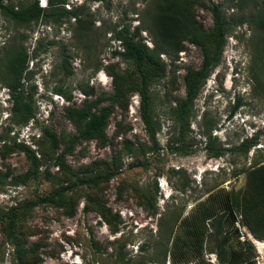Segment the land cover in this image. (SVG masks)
Returning a JSON list of instances; mask_svg holds the SVG:
<instances>
[{"label": "rangeland", "instance_id": "obj_1", "mask_svg": "<svg viewBox=\"0 0 264 264\" xmlns=\"http://www.w3.org/2000/svg\"><path fill=\"white\" fill-rule=\"evenodd\" d=\"M19 1L4 0L14 6ZM182 1L204 32L214 11L226 18L229 29L187 125L174 123L168 111L184 95L185 71L204 57L201 42L209 43L183 40L177 53L159 54L164 76L149 86L156 150L144 155H136L140 145L147 151L152 142L138 115V95L126 85H120L113 104L108 95L113 76L126 80L125 71L131 69L115 33L154 47L145 15L153 0H66L64 8L77 9L81 26L67 14L21 24L0 11V212L38 202L60 187L74 200L71 210L39 202L23 213L16 229L25 245H35L38 264H229L228 249L224 259L215 251L221 233L210 222L200 248L190 242L186 228L211 195L214 201L223 192L237 194L246 186L247 171L264 163V0ZM38 4L46 7L47 2ZM20 49L25 61L8 67L7 59ZM13 85L30 104L33 117L27 121L12 111ZM107 106L103 140L80 137L79 111ZM204 114L210 138L203 134ZM45 128L57 133L55 154L43 136ZM254 136L258 142L246 153L238 148ZM31 151L37 176L14 184L13 177L33 166ZM60 153L63 167L55 159ZM98 171L114 173L91 187L96 201L86 205L85 187L73 189L71 181ZM142 193L153 195L152 205ZM235 214L239 240L253 247L250 261L264 264V239L255 238L261 244H253L240 212ZM224 230L236 249L233 230ZM13 252L0 223V264H17Z\"/></svg>", "mask_w": 264, "mask_h": 264}, {"label": "trees", "instance_id": "obj_2", "mask_svg": "<svg viewBox=\"0 0 264 264\" xmlns=\"http://www.w3.org/2000/svg\"><path fill=\"white\" fill-rule=\"evenodd\" d=\"M46 2V7H41L38 6V0H21L17 6H14L4 2V0H0V11L10 19L21 24L37 21L41 16H48L52 13L74 16L77 24L80 26L84 24L83 19L79 17L77 9L66 10L64 8L63 5L66 0H46ZM189 7L182 0H153V5L145 10L148 27L154 33L153 48H149L143 42L124 38L120 32L115 33V37L121 41L123 46V51L120 54L128 62L131 69L125 71L126 80L123 79L124 75L115 74L113 76V91L108 95L109 100H111V104L116 101L120 85H126V87L130 88V91L136 93L139 99L138 115L152 142L151 148L147 151L143 145H140V151L136 155H144L146 152H154L156 150V121L153 115L154 102L149 92V86L152 82L164 76V63L160 60L159 54L167 53L169 55L170 53H177L183 47V40L195 43L204 40L209 43V45H206L201 42L202 44L200 45L203 48L204 57L198 67L188 68L185 71L184 76H182L184 95L177 99L168 111L172 114L173 122L182 126L187 125V117L191 111L193 100L209 71L217 65L222 53L226 33L229 29L226 18L214 11L212 25L208 31L204 32L202 26L195 20L193 11ZM25 58L26 56H24L22 49L17 50V52L7 59V62H9L8 67L11 68L14 64L18 67L21 62L25 61ZM17 87L18 85H13L11 89L12 111L14 113L20 112L27 121L33 117V114L30 110L29 102L24 101L23 96L16 90ZM109 110L110 107L108 106L90 113L80 110V121H83L80 137L103 140L105 136L104 129L110 115ZM204 116L205 114L203 115L202 123L206 129L203 134L207 138H210L209 128L207 127L209 123ZM181 133L179 137L182 136ZM43 136L47 138L52 154H55L59 147L57 133L45 128ZM257 142L258 137L254 136L242 140L238 148L246 153ZM215 154L217 155L218 153ZM31 156L34 161L33 166L21 174L20 177H13L12 181L14 184L24 183L29 178L37 176L38 162L33 151H31ZM55 159L59 166L63 167V154H57ZM113 171L107 174L98 171L95 175L89 174L86 177H76V179L71 181L72 188L76 189L77 185L84 186L86 190V205L92 204V201H96L93 199L92 188H96L98 182L108 178L109 175L114 173ZM246 180L245 188L237 194L232 191L223 192L217 195L214 201L210 200V198L214 197V195H211L207 202L208 204H201L196 209V212L191 215L188 227L186 228V235L189 236L190 242H193L194 246L200 248L204 232L207 230L205 225L208 224L207 222H210V227L215 232L221 233V240L215 251L220 259H224L225 250L228 249L229 264H253L250 261L253 247L248 240H239L238 230L234 226L236 211L240 212L243 225L246 226L254 238L259 240L264 239V163L251 167L246 173ZM64 190V187L55 188L47 197L40 199L38 202L24 201L7 211L0 212V223L5 229L6 238L14 247L13 254L17 264H38L40 261L35 245H25L16 229L21 217L24 215L23 213L34 204H39V202H48L57 207L71 210L74 200L71 199L70 195L67 196ZM156 191L157 187L155 186L154 193ZM141 197L147 204H151V197L153 195L149 196L142 193ZM71 213L72 211H68L67 214L70 215ZM101 215L105 218L104 214ZM229 226L237 239L236 249L231 248V238L229 237L228 230H224L225 227ZM174 254L175 251L172 253L173 258L175 257Z\"/></svg>", "mask_w": 264, "mask_h": 264}, {"label": "bare ground", "instance_id": "obj_3", "mask_svg": "<svg viewBox=\"0 0 264 264\" xmlns=\"http://www.w3.org/2000/svg\"><path fill=\"white\" fill-rule=\"evenodd\" d=\"M252 241H253V244H255V245H259V243H260V241L255 240V238H254V240L252 239Z\"/></svg>", "mask_w": 264, "mask_h": 264}]
</instances>
